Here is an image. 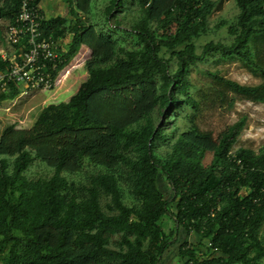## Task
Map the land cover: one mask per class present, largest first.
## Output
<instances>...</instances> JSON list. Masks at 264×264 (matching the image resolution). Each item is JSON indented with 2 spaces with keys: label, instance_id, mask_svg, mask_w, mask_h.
<instances>
[{
  "label": "trees",
  "instance_id": "trees-1",
  "mask_svg": "<svg viewBox=\"0 0 264 264\" xmlns=\"http://www.w3.org/2000/svg\"><path fill=\"white\" fill-rule=\"evenodd\" d=\"M21 1L0 0V21L14 23ZM225 1L111 0L105 18L115 19L117 28L127 32L120 18L134 14L133 46L97 28L91 4L72 8L71 20L44 21L45 34L56 40L71 34L59 70L82 45L91 49L88 77L68 101L43 107L30 128L8 124L1 131L0 259L161 264L182 229L178 264H264V146L233 151L246 119L218 136L202 129L193 114L181 132L167 130L166 117L176 109H199L190 71L216 55L238 59L263 79L246 85L213 74L218 97L264 102V0H234L236 19L212 28L210 17ZM223 27L230 38L199 46L203 36ZM7 66L0 55V71ZM22 91L13 83L0 90V102ZM156 110L165 120L157 123ZM36 159L54 168L50 177H28ZM85 165L99 169L86 183L67 177ZM167 215L175 223L169 232Z\"/></svg>",
  "mask_w": 264,
  "mask_h": 264
},
{
  "label": "rangeland",
  "instance_id": "rangeland-1",
  "mask_svg": "<svg viewBox=\"0 0 264 264\" xmlns=\"http://www.w3.org/2000/svg\"><path fill=\"white\" fill-rule=\"evenodd\" d=\"M102 4H91L90 8L94 11L92 18L97 23L99 22L100 30L105 33L112 34L118 38L120 42L127 46L137 45L138 39L131 34V24L134 14L129 10L126 12L127 18L123 19V15L120 18L124 28H127V32L123 29L117 28L115 25V19L107 21L105 18V4L104 0H101ZM239 9L236 6L234 0H226L221 10H216L210 17V26L215 28L219 22L224 20L234 21ZM4 34L6 32L8 22L6 20L0 21ZM213 32L203 36L198 44L201 47L209 40H227L229 37L227 27H223L220 31L212 29ZM6 42L0 44V47L5 46ZM80 53V52H79ZM89 57H82L81 55H75L72 60L63 69V80L61 84L56 88L57 90H45V89H27L22 86L23 95L18 96L17 99H7L0 102V134L3 128L8 124H16L18 127H31L37 119L40 111L43 107L57 101V91H60L65 100L70 95H73L78 90L79 86L88 77V71L85 68V61ZM213 74H220L232 80H236L246 85H258L263 82L261 76L253 73L247 69L241 61L238 59L221 58L219 55L211 57L209 60L203 63H198L192 66L190 71V80L192 82L191 94L199 102V109L196 111L189 106H182L175 110L174 117H166L162 115L159 110H156L155 116L157 123L160 120H168L167 130H175L181 132L186 128L188 122V115L193 114L195 122L204 130L212 131L215 136H218L223 130L235 122L245 118L246 125L241 135L239 136L235 147L236 150L239 147H251L255 150H259L264 146V102H255L250 99L242 98L240 96H229L227 100L221 99L216 95L215 88L218 85L217 80ZM59 94V93H58ZM59 100V99H58ZM175 109V108H173ZM167 147L161 148V152L166 151ZM99 170L92 165H85L84 169L77 174L67 175L70 180L76 182L86 183L89 176ZM54 172V168L40 159H36L35 162L28 168L26 174L30 179L47 178ZM162 187L165 189L168 197L172 195L170 186L161 181ZM165 228L169 232L175 227L174 220L171 216L167 215L165 218ZM179 239L168 249L165 253L161 264H178L181 261L179 254L180 245L184 240V231L181 229L178 233ZM264 234V230H263ZM188 240L197 241L196 236H188ZM0 264H6L0 259Z\"/></svg>",
  "mask_w": 264,
  "mask_h": 264
},
{
  "label": "built area",
  "instance_id": "built-area-1",
  "mask_svg": "<svg viewBox=\"0 0 264 264\" xmlns=\"http://www.w3.org/2000/svg\"><path fill=\"white\" fill-rule=\"evenodd\" d=\"M46 20L48 17L36 0L21 1L14 23L7 26L6 45L0 48V55L8 62L7 69L0 71L1 91L13 83L45 90H55L61 84L60 53L56 39L42 28Z\"/></svg>",
  "mask_w": 264,
  "mask_h": 264
},
{
  "label": "crops",
  "instance_id": "crops-1",
  "mask_svg": "<svg viewBox=\"0 0 264 264\" xmlns=\"http://www.w3.org/2000/svg\"><path fill=\"white\" fill-rule=\"evenodd\" d=\"M100 1L101 0H41L39 2V4L42 7V9L44 10V12L46 13L48 19H54L56 17H62L64 19L71 20L73 18V15H72L73 13L71 12V9L76 8L77 7L76 5H78V4H102V2H100ZM104 1H105V4H109L111 2V0H104ZM81 16L84 18L86 17V15L84 13H81ZM70 40H71V34L69 32H65L64 35H61L57 39V45L59 47V52H64L68 49V44H69ZM4 43H5V41H4ZM2 47H4V46H2ZM2 47H0V48H2ZM79 52L80 53H78V55H81L82 57H90L91 56V49L87 45H82ZM56 90L57 89H55V91ZM22 93H23V91H22ZM21 94L19 95V97L23 95V94L22 95ZM71 96L72 95H70L69 97H67L63 101H68ZM19 97H16L15 99H17ZM63 97L64 96L62 94H60V91L59 92L57 91V101H55L54 103L61 102ZM21 128H27V127H21ZM28 128H30V127H28Z\"/></svg>",
  "mask_w": 264,
  "mask_h": 264
},
{
  "label": "clouds",
  "instance_id": "clouds-1",
  "mask_svg": "<svg viewBox=\"0 0 264 264\" xmlns=\"http://www.w3.org/2000/svg\"><path fill=\"white\" fill-rule=\"evenodd\" d=\"M49 20V19H48ZM57 41V40H56ZM58 51H59V47H58ZM60 53V52H59Z\"/></svg>",
  "mask_w": 264,
  "mask_h": 264
}]
</instances>
